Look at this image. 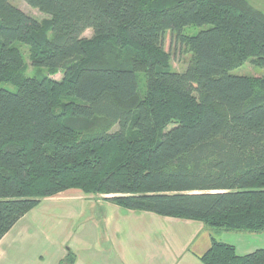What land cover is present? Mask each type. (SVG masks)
Masks as SVG:
<instances>
[{
    "label": "trees",
    "instance_id": "trees-1",
    "mask_svg": "<svg viewBox=\"0 0 264 264\" xmlns=\"http://www.w3.org/2000/svg\"><path fill=\"white\" fill-rule=\"evenodd\" d=\"M24 1L50 17L0 0V85L13 87L0 86V239L72 188L212 231L264 230V76L229 72L264 65V11L247 0ZM166 33L190 53L183 71ZM17 43L46 74L25 73ZM199 260L264 264V248L240 255L211 237Z\"/></svg>",
    "mask_w": 264,
    "mask_h": 264
},
{
    "label": "crops",
    "instance_id": "crops-1",
    "mask_svg": "<svg viewBox=\"0 0 264 264\" xmlns=\"http://www.w3.org/2000/svg\"><path fill=\"white\" fill-rule=\"evenodd\" d=\"M50 198L85 203L86 211H52ZM104 198L72 188L40 199L0 239V264H203L211 237L240 255L264 248V230L212 231L200 221L127 210Z\"/></svg>",
    "mask_w": 264,
    "mask_h": 264
},
{
    "label": "rangeland",
    "instance_id": "rangeland-1",
    "mask_svg": "<svg viewBox=\"0 0 264 264\" xmlns=\"http://www.w3.org/2000/svg\"><path fill=\"white\" fill-rule=\"evenodd\" d=\"M10 3L26 13L27 15H30L31 17L37 19L38 21L48 19L50 16L48 14L42 13L36 8L31 7L28 5L24 0H9ZM251 5L254 7L264 11V0H247ZM208 25H188L185 26L182 29V32L187 35H194L201 29L207 28ZM83 37L90 38L92 36V30L87 29L82 34ZM16 46L20 49L24 56V61L26 64V70L25 73L28 75H32L33 73L37 74L38 76L46 74V71L44 68H36L33 67L30 63L29 55H28V48L24 44L17 43ZM162 47L163 49L169 54L170 57V65L171 69L174 71H183L185 67L187 66L189 59H190V53L186 49V47L179 42H177L173 35L166 33V35L163 38L162 41ZM230 73L234 75H247V76H264V65L263 66H256L253 65L250 60H246L243 64H241L238 67H235L229 71ZM52 78L60 79L61 72H57L55 74L51 75ZM3 88H7L12 90L13 87L10 83H1L0 85ZM171 126V125H170ZM168 126L167 128H169ZM60 198H50V200H53V203H50V210L55 212H65V211H80V209L84 212L86 211L87 204H76L73 202L65 203V204H58ZM48 199H44L41 207H45ZM91 211V210H90Z\"/></svg>",
    "mask_w": 264,
    "mask_h": 264
}]
</instances>
